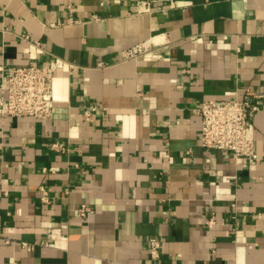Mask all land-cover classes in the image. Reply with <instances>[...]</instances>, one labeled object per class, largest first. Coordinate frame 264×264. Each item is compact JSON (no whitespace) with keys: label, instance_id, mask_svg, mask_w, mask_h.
Here are the masks:
<instances>
[{"label":"crops","instance_id":"1","mask_svg":"<svg viewBox=\"0 0 264 264\" xmlns=\"http://www.w3.org/2000/svg\"><path fill=\"white\" fill-rule=\"evenodd\" d=\"M139 1L0 0V82L54 67L51 116L0 117V264H264V0ZM247 92L259 159L203 147Z\"/></svg>","mask_w":264,"mask_h":264},{"label":"built area","instance_id":"2","mask_svg":"<svg viewBox=\"0 0 264 264\" xmlns=\"http://www.w3.org/2000/svg\"><path fill=\"white\" fill-rule=\"evenodd\" d=\"M139 9H147V2H138ZM26 37V36H25ZM148 49L146 44H136L123 52L125 58L143 54ZM1 69V67H0ZM71 72L75 66L70 65ZM54 67L30 63L14 66L9 74L0 82V117L10 115L15 117L29 116L48 118L52 114ZM257 94L244 93L241 97L229 99H205L198 107L201 116L200 141L205 148L222 150L232 158L245 159L253 162L259 159L254 140L248 135L251 117L260 110ZM89 106L84 110V116L89 118ZM40 200L48 202V194L41 191ZM78 214L86 218L92 213L87 204L81 203L77 208ZM207 225L214 223L211 216ZM6 242L9 240L6 239ZM148 250L150 256L156 258L159 253L160 239L156 236L149 238ZM26 248L33 244L21 242Z\"/></svg>","mask_w":264,"mask_h":264}]
</instances>
